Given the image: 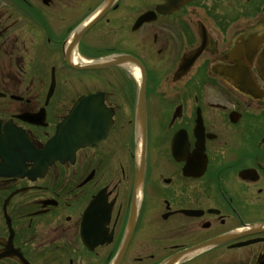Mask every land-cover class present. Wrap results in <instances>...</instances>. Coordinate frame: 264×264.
<instances>
[{
	"label": "flooded vegetation",
	"instance_id": "obj_1",
	"mask_svg": "<svg viewBox=\"0 0 264 264\" xmlns=\"http://www.w3.org/2000/svg\"><path fill=\"white\" fill-rule=\"evenodd\" d=\"M91 92L105 140L0 158V264H264V0H0V135Z\"/></svg>",
	"mask_w": 264,
	"mask_h": 264
},
{
	"label": "water",
	"instance_id": "obj_2",
	"mask_svg": "<svg viewBox=\"0 0 264 264\" xmlns=\"http://www.w3.org/2000/svg\"><path fill=\"white\" fill-rule=\"evenodd\" d=\"M107 66L109 65L88 64L77 68L101 69ZM236 87L239 88L238 85ZM245 88L251 90L254 97L259 96L260 91H258L256 82H248ZM240 89L242 90V88ZM109 127L110 122L104 116L100 94L96 92L84 94L77 99L68 115L57 125L55 135L42 150L34 151L22 132L6 131L4 135H0L2 167L9 171L24 169L25 159H18L20 156L22 157V153H33L34 158L32 159L35 162L33 169H37L39 165L44 167L55 161L65 162L72 159L78 149L87 145L94 146L105 140L109 134ZM2 173L9 174L6 171L0 172V174ZM6 254L7 252L0 253V258L6 257ZM16 256L22 261L20 256Z\"/></svg>",
	"mask_w": 264,
	"mask_h": 264
},
{
	"label": "rangeland",
	"instance_id": "obj_3",
	"mask_svg": "<svg viewBox=\"0 0 264 264\" xmlns=\"http://www.w3.org/2000/svg\"><path fill=\"white\" fill-rule=\"evenodd\" d=\"M82 77H85V74L83 72L81 73H77L76 74V78L79 79V78H82ZM77 89H80V87H77ZM82 90V89H81Z\"/></svg>",
	"mask_w": 264,
	"mask_h": 264
}]
</instances>
